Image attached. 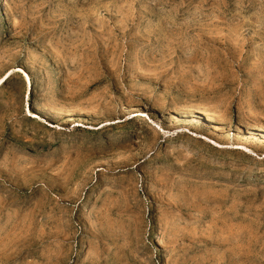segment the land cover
Returning a JSON list of instances; mask_svg holds the SVG:
<instances>
[{"label":"rangeland","instance_id":"374dc122","mask_svg":"<svg viewBox=\"0 0 264 264\" xmlns=\"http://www.w3.org/2000/svg\"><path fill=\"white\" fill-rule=\"evenodd\" d=\"M0 264H264V0H0Z\"/></svg>","mask_w":264,"mask_h":264},{"label":"bare ground","instance_id":"6f19581e","mask_svg":"<svg viewBox=\"0 0 264 264\" xmlns=\"http://www.w3.org/2000/svg\"><path fill=\"white\" fill-rule=\"evenodd\" d=\"M4 81H5V79H2V80L0 81V85H2V84L4 83Z\"/></svg>","mask_w":264,"mask_h":264}]
</instances>
